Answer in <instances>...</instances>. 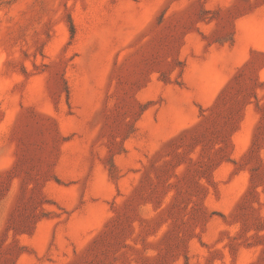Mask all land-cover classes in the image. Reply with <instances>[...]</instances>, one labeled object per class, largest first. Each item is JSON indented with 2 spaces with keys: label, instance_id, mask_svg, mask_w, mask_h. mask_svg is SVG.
Segmentation results:
<instances>
[{
  "label": "rangeland",
  "instance_id": "374dc122",
  "mask_svg": "<svg viewBox=\"0 0 264 264\" xmlns=\"http://www.w3.org/2000/svg\"><path fill=\"white\" fill-rule=\"evenodd\" d=\"M264 0H0V264H264Z\"/></svg>",
  "mask_w": 264,
  "mask_h": 264
},
{
  "label": "crops",
  "instance_id": "0c3cea01",
  "mask_svg": "<svg viewBox=\"0 0 264 264\" xmlns=\"http://www.w3.org/2000/svg\"><path fill=\"white\" fill-rule=\"evenodd\" d=\"M253 1V0H251ZM242 50L244 59L248 53L264 50V6H255L249 13L238 19L234 39V56Z\"/></svg>",
  "mask_w": 264,
  "mask_h": 264
}]
</instances>
